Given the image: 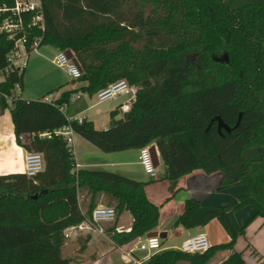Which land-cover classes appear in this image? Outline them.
Returning <instances> with one entry per match:
<instances>
[{
  "label": "trees",
  "instance_id": "1",
  "mask_svg": "<svg viewBox=\"0 0 264 264\" xmlns=\"http://www.w3.org/2000/svg\"><path fill=\"white\" fill-rule=\"evenodd\" d=\"M42 16L43 30L33 25L34 12H24L23 31L0 32V70L18 40L26 39L30 55L40 40L39 48L71 50L84 72L76 82L87 85L51 101L25 100L16 88L23 90L27 68L4 73L0 114L10 108L17 144L43 153L46 170L0 176V264H71L63 255L65 231L91 217L103 197L118 216L128 211L134 218L129 232L107 230L117 246L159 225L161 206L147 197V183L79 170L62 137L38 136L68 124L109 154L155 143L171 192L194 171L221 172L224 188L244 190L233 210L253 207L249 223L264 219V0H42ZM7 19L18 21L9 11L0 14V25ZM119 80L137 87L129 112L118 120L119 110L112 112L102 130L68 119L73 94L92 98ZM213 220L230 242L204 254L162 251L148 264H212L223 253L229 255L221 264H247L236 250L247 226L235 228L229 213L190 198L176 224L191 229Z\"/></svg>",
  "mask_w": 264,
  "mask_h": 264
},
{
  "label": "crops",
  "instance_id": "2",
  "mask_svg": "<svg viewBox=\"0 0 264 264\" xmlns=\"http://www.w3.org/2000/svg\"><path fill=\"white\" fill-rule=\"evenodd\" d=\"M37 54H40V52ZM73 84L74 86H71L70 89L61 91V94L70 90L83 88L87 85L86 82L81 83V85L77 82H73ZM59 97L60 96L55 97L54 99H58ZM130 98V95L120 96L114 101L118 103L110 108L107 113L111 115L112 112L117 109L119 110V107L128 102ZM44 99L47 101L49 100L48 98ZM71 99L72 105L79 104L75 107V112L72 113L73 117H81L92 121L97 130H102L105 129V127L108 128L110 126L111 118L106 126L100 129L95 125V121L92 120L89 115H82L85 113L88 106L87 99H91L86 93H75L72 95ZM122 116L118 115L116 119L118 120ZM76 136H78V139L75 138L74 155L77 169L111 171L129 179L135 181L138 180L148 184L146 187L147 197H149L152 202L161 206V217L156 231L167 235L163 239L162 246L165 242H169L171 238L173 242L169 247L163 246L162 251L171 249L180 250L182 247L181 245L189 238L204 233L210 238L212 246H219L223 243H228L231 240L229 234L225 231V228H223L217 220H213L204 227L191 229H185L181 225H177L176 222L184 212L187 199L193 198L199 201L203 208L229 213L233 224L237 229H241L247 218L253 216L255 213V209L253 210L248 207L238 210L237 212L233 210L238 199L244 195V190L241 185L224 188L225 178L221 172L208 175L204 171H194L182 177L175 191L171 192L169 189V182L161 179L164 170L160 172L158 179H151L145 173L143 166L139 163L140 149L109 154L96 147L92 148L89 141L78 134H76ZM78 147L85 149L88 148L90 155H88L86 159H79L76 149ZM157 152L160 166L164 168V163L161 161L158 148ZM27 153L28 151L16 142V134H14L12 118L8 115L1 116L0 176L24 173V162ZM81 202H84V198ZM260 218L261 217H259L258 220H255V222H260L259 228H257L259 223L255 225L252 224L254 227L250 226L246 230L245 235L240 236L236 243V250L242 253L247 264H264V219ZM133 222L134 218L132 214L128 211H124L121 213V216H118L116 222L109 223L105 230L107 231L111 227H122L124 231L129 232L128 230L131 229ZM172 228L175 229L174 233H171ZM138 241L119 247L113 241L112 234L109 231L104 235L97 232L84 233L79 237L74 236L66 241V244L63 247V255L71 260V264H148V260L151 256L149 254L145 256V254L141 253L143 251L139 249ZM258 245L261 248L257 247ZM228 255V253L218 255L212 264H221V261Z\"/></svg>",
  "mask_w": 264,
  "mask_h": 264
},
{
  "label": "built area",
  "instance_id": "3",
  "mask_svg": "<svg viewBox=\"0 0 264 264\" xmlns=\"http://www.w3.org/2000/svg\"><path fill=\"white\" fill-rule=\"evenodd\" d=\"M15 6L9 8L7 4H0V14L9 12L12 13L14 17H18V21L7 19L4 23L0 25V32H7L10 34H16L18 31H23L24 25L22 21L21 14L24 12H34L35 17L33 20L34 26H39L44 29V16H42V0H13ZM26 39H20L16 42L14 51L8 57V68L4 71L0 70V83L4 80V73H9L10 70H24L27 68L30 54H28L26 47ZM40 40H36L32 46V53H39ZM69 50L61 51L53 59V63L62 68L68 75L70 80L78 81L82 78L84 72L79 65L75 63L72 57H70ZM17 91L21 90L20 86L17 85ZM137 92V87H132L126 80H119L117 83L110 85L109 87L102 89L101 92L97 93L94 97L99 103L107 100H116L122 95H130V100L119 107L120 113H127L130 111L132 103L135 100V95ZM52 100V99H51ZM48 100V101H51ZM61 111L66 114L65 108H61ZM69 120H75L79 123L85 121L81 117H69ZM76 132L70 124L61 129L55 130L52 133H39L40 138L52 139L54 136H60L66 142L67 148L74 153V144ZM25 141H28V136H23ZM153 147H156L155 143L144 146L140 149L139 153V163L143 166L145 173L151 179L159 178V171L155 163L153 155ZM25 171L24 173L28 177H36L38 173L44 172L46 170V163L44 154L41 152H28L25 157L24 162ZM92 216L87 217L82 223L71 226V228L65 231L66 241L70 240L72 237H79L84 233L97 232L101 235L106 234V230L103 228L105 223H114L118 218V214L114 207L99 205L92 211ZM118 233L124 231V229L116 228ZM130 231V230H128ZM163 239L160 236L148 237L145 236L140 238L138 241V247L141 251L147 252L150 256L155 255L163 250ZM181 251L184 253L191 254H204L206 251L210 250L213 246L210 243L209 237L206 233L199 234L195 237L189 238L181 245ZM150 259V258H149Z\"/></svg>",
  "mask_w": 264,
  "mask_h": 264
},
{
  "label": "rangeland",
  "instance_id": "4",
  "mask_svg": "<svg viewBox=\"0 0 264 264\" xmlns=\"http://www.w3.org/2000/svg\"><path fill=\"white\" fill-rule=\"evenodd\" d=\"M39 50H40V54H37V53L31 54L28 65H27L28 69L24 77V83H25L24 89L18 90L17 92V95H20V97L25 100H32V101L44 100V98H48L49 100H51L55 97L60 96L61 91H66L70 89L71 86H74L73 82H76V81L71 82L70 78L65 73V71L52 62L55 56L59 53L58 49L50 45V46H42ZM77 83L81 85V82H77ZM87 100H88L87 101L88 106H87V109L85 110V113L82 115L84 116L89 115L91 119L95 121V125L97 127H99L100 129L104 128L107 122L111 118V115L107 112L110 110V108H112L115 104L118 103V102H114L117 99L107 100V101L99 103L98 100L93 96L90 100L89 99ZM78 105L75 104L69 107V110H68L69 115H72V113L75 112L76 110L75 107ZM10 107H12V102H10ZM7 115L11 117L10 108L2 112L0 114V117L7 116ZM120 115L122 116L123 114L120 113ZM77 137L78 136H76L75 138L78 139ZM90 146L92 148H95V146L92 144ZM80 148L79 147L76 148L77 153H78L77 155L78 158L86 159V157L90 155L89 149L88 148L80 149ZM163 170L164 168L160 166L158 168L159 174ZM100 204L103 206L104 205L107 206L108 205L107 199L104 197L101 198ZM248 208H251L254 210L253 207H248ZM254 216H255V213L253 216L251 217L249 216V218H247V220L244 222L241 228L247 226L246 228L248 229L250 226H252V224L255 225L257 223H259L257 225V228H259L260 222L259 221L255 222L256 219L257 220L259 219V217L255 218L251 223H249L254 218ZM108 224L109 223H105L103 225V228L106 229ZM254 225L252 227H254ZM174 232H175V229L172 228L171 233H174ZM172 243L173 242L171 238V240L169 242H165L163 246L169 247L171 246ZM257 247L261 248L259 245ZM141 253L145 254V256L148 254L147 252H141Z\"/></svg>",
  "mask_w": 264,
  "mask_h": 264
},
{
  "label": "water",
  "instance_id": "5",
  "mask_svg": "<svg viewBox=\"0 0 264 264\" xmlns=\"http://www.w3.org/2000/svg\"><path fill=\"white\" fill-rule=\"evenodd\" d=\"M68 53H69L70 57L73 58L75 63L77 65H79L80 68L83 70L82 66L79 64V62H78L77 58L75 57L74 53L71 50H69ZM153 155H154L156 166L159 167L160 163H159V160H158V152H157L156 147H153ZM154 236H160L162 239H164L167 235L164 234V233H159L158 231H154L153 233H149L148 234V237H154Z\"/></svg>",
  "mask_w": 264,
  "mask_h": 264
}]
</instances>
